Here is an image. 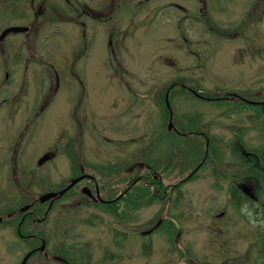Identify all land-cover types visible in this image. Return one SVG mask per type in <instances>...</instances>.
<instances>
[{
    "label": "rangeland",
    "instance_id": "374dc122",
    "mask_svg": "<svg viewBox=\"0 0 264 264\" xmlns=\"http://www.w3.org/2000/svg\"><path fill=\"white\" fill-rule=\"evenodd\" d=\"M84 1L73 0L75 15L83 11ZM130 4L112 6L104 22L86 20L85 30L75 22H57L56 66H72L78 78L73 80L70 112L60 100L64 93L58 96L53 132L58 142L70 137L88 166L105 167L104 183L111 191L120 185L117 162L121 158L127 162L130 149L136 151L134 160L155 163L170 184L178 182V170L185 174L200 160L202 151L196 150L194 141L200 140L203 148L206 133L212 139L208 160L194 178L166 198L137 201L120 215L100 205L76 204L78 197L71 193L75 188L70 189L67 198L74 202L67 210L68 221L54 227V213L44 221L45 249L73 244L81 247L82 257L103 255L102 264H264V168L255 154L248 153L252 148L264 152L260 106L238 107L240 99L209 100L172 85L181 80L205 93L239 92L248 100H264V0H131ZM169 83L177 131L168 129L163 118L161 93ZM78 98L83 102L78 104ZM195 129L203 130L201 136L186 134ZM49 136L40 133L37 144L25 148L21 193L42 191L48 181L43 174L51 175L53 186L66 181L68 175L59 163L58 169L36 168V157ZM117 144L123 146L121 155ZM163 167L171 170L168 176ZM239 185L247 193L237 204L228 192ZM139 186H134L136 198ZM163 218L176 226L173 241L166 226L157 225ZM10 237L0 225V264L14 258L15 246H5ZM145 242H149L146 252ZM36 259L32 255L27 264Z\"/></svg>",
    "mask_w": 264,
    "mask_h": 264
},
{
    "label": "flooded vegetation",
    "instance_id": "af4514ba",
    "mask_svg": "<svg viewBox=\"0 0 264 264\" xmlns=\"http://www.w3.org/2000/svg\"><path fill=\"white\" fill-rule=\"evenodd\" d=\"M130 1L86 0L83 11L75 15L73 0H0V225L5 234L11 235L5 246L8 248L12 245L16 249H11L14 258L7 264H21V259L30 250L32 253L29 257L37 255L34 264H102L103 255L89 253L82 257L81 247L77 249L73 244L60 243L47 251L44 220L50 213H54V227L68 221L67 210L72 208L71 203L74 201L71 198L68 201L67 195L70 194L66 193L73 188L75 190L71 192L72 195L76 194L78 197L76 204L85 202L97 206L100 203H113L115 209L121 212L131 210L137 202L133 185L137 178L136 164H142V161L133 160L136 151L129 150L127 162H124V158L117 162L115 175L120 185L112 194L104 183L106 174L102 168L105 167L100 163L88 166L85 161L88 159L84 158L80 147L73 148L70 137L58 142L53 132L58 96L64 93L65 98L60 100L62 106L70 112L74 104L73 80L78 75L77 70L75 72L68 64L65 69H58L56 66L53 31H57V22H75L85 30L86 27L82 25L86 24V20L104 22L106 14L112 11V6L125 3L131 5ZM30 76L33 78L30 79ZM76 100L78 104L83 102L79 98ZM40 133L50 136L49 140H44L36 157V168L49 165L56 169L59 163L68 176L65 183L53 186L50 183L51 175L43 174L48 180L47 184H43V190L26 195L25 191L21 193L25 148L27 145L37 144ZM116 147L121 155L123 146L119 148L117 144ZM194 169L183 176L182 180L190 177ZM79 176L82 177L65 192L57 194ZM8 187L16 189L8 190ZM48 192L53 194L41 199ZM62 200L68 201V204L58 207V202ZM100 207L107 209L104 205ZM27 229L30 231L26 232ZM42 242L44 245L40 247Z\"/></svg>",
    "mask_w": 264,
    "mask_h": 264
},
{
    "label": "trees",
    "instance_id": "16d2710c",
    "mask_svg": "<svg viewBox=\"0 0 264 264\" xmlns=\"http://www.w3.org/2000/svg\"><path fill=\"white\" fill-rule=\"evenodd\" d=\"M177 84L178 86H183L184 87V83L180 82V81H176L173 82L172 85ZM184 84V85H183ZM174 86H172L173 88ZM164 89L161 93V96L164 97ZM202 94H207V95H211L213 97H216L215 99H217V97H219L220 99H225L223 96L226 95V93H203L201 91H198ZM242 96L246 97L245 99H247L248 97L246 96V94H242L239 93ZM232 97V96H231ZM218 98V99H219ZM235 98V97H232ZM243 100V99H242ZM245 104H250L253 106H257L261 104H264L263 102L260 101H247L244 100ZM166 117V114L164 115ZM260 156V155H259ZM262 158V157H261ZM264 160V159H263ZM165 167H164V172L166 173V176L169 175V173L171 172V170L167 169L165 171ZM179 174V173H177ZM264 178V177H263ZM136 183H138L140 186L138 187V195H137V201L138 203L142 200H144L146 203H149L152 200H156V199H163L165 197V192L167 190H171L173 188H177L178 184L173 185L170 183L165 184L166 182L162 179L161 175H160V171L158 169V166L155 163H152L151 165L146 164V165H138L137 167V178H136ZM132 184V183H131ZM164 190V194H162V191ZM240 191L239 187H234L232 189L231 195H232V199L235 201V203H240L241 201V193H238L237 191ZM161 224V225H160ZM170 224L173 226L172 229H170L171 233L176 229L174 223L171 221V219H163L162 221H160L158 223V225H160V228H165V226L167 227V225ZM171 238H172V234H171ZM143 250L144 252L147 251L148 247H149V243H144L143 244Z\"/></svg>",
    "mask_w": 264,
    "mask_h": 264
},
{
    "label": "water",
    "instance_id": "95a60500",
    "mask_svg": "<svg viewBox=\"0 0 264 264\" xmlns=\"http://www.w3.org/2000/svg\"><path fill=\"white\" fill-rule=\"evenodd\" d=\"M79 178V177H78ZM78 178H75V179H73L72 180V182L70 183V184H72L73 182H75L76 180H78ZM70 184L68 185V186H66L65 188H63L61 191H60V193H62L64 190H66L69 186H70ZM48 196V194H45L42 198H46ZM30 254V252H28L25 256H24V258L22 259V264H25V261H26V258L28 257V255Z\"/></svg>",
    "mask_w": 264,
    "mask_h": 264
},
{
    "label": "clouds",
    "instance_id": "9594fccd",
    "mask_svg": "<svg viewBox=\"0 0 264 264\" xmlns=\"http://www.w3.org/2000/svg\"><path fill=\"white\" fill-rule=\"evenodd\" d=\"M244 210L246 212V214L249 216V217H252L253 216V213L251 211H248V206L247 205H244Z\"/></svg>",
    "mask_w": 264,
    "mask_h": 264
}]
</instances>
